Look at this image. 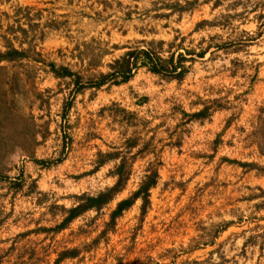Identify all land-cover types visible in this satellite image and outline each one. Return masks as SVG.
<instances>
[{"label":"rangeland","instance_id":"rangeland-1","mask_svg":"<svg viewBox=\"0 0 264 264\" xmlns=\"http://www.w3.org/2000/svg\"><path fill=\"white\" fill-rule=\"evenodd\" d=\"M12 49L23 56L0 62V264L73 251L60 264H264V0H0V53ZM142 50L185 74L137 56L128 83L96 87ZM120 165L123 191L55 231ZM155 173L146 212L139 199L111 224Z\"/></svg>","mask_w":264,"mask_h":264},{"label":"trees","instance_id":"trees-1","mask_svg":"<svg viewBox=\"0 0 264 264\" xmlns=\"http://www.w3.org/2000/svg\"><path fill=\"white\" fill-rule=\"evenodd\" d=\"M23 56V53L18 50L12 49L5 54L0 53V62L2 61H12L15 57ZM137 56L145 57L151 64L152 72L156 75L165 77L168 71L167 68H172V74H176L177 78H181L185 71H181L177 74L178 67L171 66L168 67V64H171L173 60L169 63H165L157 54H154L151 50H142L138 51H130L128 52L122 59L117 60L111 68L113 69V73L107 76H102V81L96 84V87H102L107 81L112 80L115 81L116 84L128 83L132 77L134 69L137 67V64L132 63L131 59H137ZM134 60V61H135ZM167 64V65H165ZM54 73L60 77L59 72L56 69L55 64H51ZM63 71H66L69 74V70L64 68ZM121 79V81H118ZM207 113V109L202 110L195 116H204ZM114 176L118 178L116 185L104 192H101L97 196L94 197H86L81 196L78 198L79 204L76 207H73L69 210H66L68 216L64 219V221L55 229V231H63L68 228V226L77 218L81 217L88 211L96 210L101 211L105 206L110 204L114 198L123 191L126 182L129 179V171L125 165H120ZM158 177V173L153 174L148 177V181H146L139 191H137L131 198L127 200H123L120 202L116 208V210L111 215V224H115L117 219L123 214L125 210L131 208L135 202L139 199L144 200L143 212H146V206L149 203V192L151 188L156 184V180ZM49 231V230H45ZM77 255L76 251L66 252L61 255V257L57 260L56 264H60V262L68 257H75Z\"/></svg>","mask_w":264,"mask_h":264}]
</instances>
